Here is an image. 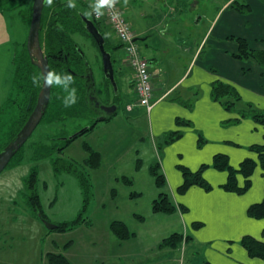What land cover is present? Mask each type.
<instances>
[{
	"label": "rangeland",
	"instance_id": "obj_1",
	"mask_svg": "<svg viewBox=\"0 0 264 264\" xmlns=\"http://www.w3.org/2000/svg\"><path fill=\"white\" fill-rule=\"evenodd\" d=\"M9 1L13 3V6H10H16L14 10L21 9L28 19L31 0L6 2ZM154 1L157 0H130L127 7L120 4L123 16L135 34L139 35L141 29L153 27L148 34L150 40L146 48L141 46L140 41L135 43L139 46L137 49L141 56L152 68L156 66V61L148 54L160 51L158 46L165 26L170 30L168 33H174L172 28L177 30L175 20L178 17L189 20L197 16L196 14H202L199 26L186 23V29L190 28L189 31L195 27L192 35H196L197 39L199 34L205 33L209 18L216 12V8L226 0H181L182 3L180 0H159L160 3ZM176 2L179 15L170 10ZM152 3H158L157 7L148 6ZM80 8L90 16V6ZM2 11H0V110L2 109L0 148L17 128L24 114L22 96L18 97V93L14 91L11 100L8 103L7 101L11 97L10 89L15 69L12 60L15 64L19 59L25 61L23 48L28 31V26L26 27L22 18L20 19L17 11L9 13H5L6 10ZM164 17L167 21L162 24ZM160 21L162 22L159 26ZM100 30L103 38L104 35L107 37L108 33L103 27ZM70 38L81 50L91 70L96 95L103 104L110 103L111 97L117 96L119 92L115 62L123 63L124 54L121 51L111 52L116 84L114 88L103 76L101 56L92 38L81 31L72 33ZM168 53L169 50L163 54L168 56ZM170 66L173 68L171 64ZM62 90L61 87L53 85L56 94ZM126 103L123 97L118 105V112L112 119L99 122L94 131L76 138L60 154H53L40 161L33 160V149L36 146L49 145L52 138L71 137L86 127L90 120L67 118L50 124L40 122L36 127L20 150L21 162L18 164L11 162V165L0 173V264H51L50 254L61 256L68 264H175L177 259L185 264L191 259L196 264L200 262L201 255L189 247L182 248V251L179 249L177 253L165 248L158 251L156 247L162 239L172 234L170 232L172 230L162 222H157L163 218L162 215L152 214L151 200L157 199L163 190L157 188L154 183L150 185L145 181L141 183L144 179L145 163L139 157L142 163L140 166L137 163L139 160L135 158V155H139L145 160L143 146L140 144L143 143L142 137H148L146 127L148 112L145 108L136 107L132 113H128ZM239 110L248 111L243 103L236 102L234 111L236 114L240 113L241 117L243 111ZM91 116L92 119L96 118L94 113ZM168 135L169 133L163 137V141ZM90 145L99 147L104 156V158L100 156V165L97 169L85 165L88 158L86 147ZM57 158L72 163L88 178L90 199L86 210H82L83 196L77 178L63 171L57 174L54 172L52 164ZM153 166L154 164L151 165ZM32 169L36 170L35 189L44 218L35 214L26 200L25 179ZM133 192L142 194L136 197L137 199L130 198ZM134 215L143 217L144 223H139ZM76 219L82 223L65 232L49 230L46 227V224L57 226L71 223ZM113 222H122L129 232L138 235L137 239L128 242L117 240L110 229ZM165 253L169 256L164 257Z\"/></svg>",
	"mask_w": 264,
	"mask_h": 264
},
{
	"label": "crops",
	"instance_id": "obj_2",
	"mask_svg": "<svg viewBox=\"0 0 264 264\" xmlns=\"http://www.w3.org/2000/svg\"><path fill=\"white\" fill-rule=\"evenodd\" d=\"M233 1L226 0L216 8V12L209 18L205 33L199 34L197 39L192 31L199 26L203 15L193 11L197 16L189 20L178 17L175 20L177 30L171 27L176 33H168L170 30L165 26L158 46L160 51L147 53L153 56L156 66L149 67L153 107L151 111H147L148 137H142L143 143L140 144L143 146L145 160L135 155L137 160L140 157L145 163L144 179L141 183H154V178L148 171L152 164L158 165L159 173L165 179L162 193L174 205L182 206L185 212L177 209L170 215L158 214L163 218L157 222H162L172 230V234L188 237V241L179 244L175 249H165L177 253L179 249L182 251V248L189 247L201 255L198 264H264L260 259L249 257L240 243L245 236L264 243V218L252 219L247 213L250 206L264 200V170L259 164L257 154L251 150L252 146L264 144V124L256 123L249 115L255 111L264 115V71L252 59L238 60L234 57L238 50L234 38L244 39L253 51H264V0H238L240 4L249 6L247 14H240L231 8ZM154 2L160 3L159 0ZM158 3L148 6L157 7ZM120 4L127 7L130 0H127V4L124 0H118L119 7ZM176 4L177 2L170 10L179 15ZM89 19L93 21L91 14ZM163 21L162 24H165L166 17ZM98 23L108 33L107 37L104 35L107 51L110 54L121 51L123 54L112 29L103 22ZM186 23L195 26L192 31H189L190 28L186 29ZM152 28L141 29V33L135 35V43L140 41L141 46L146 48ZM168 50L166 61L163 53ZM119 62H115L119 92L117 96L111 97L109 104L119 105L125 97L126 106H129L136 102L134 73L125 62ZM158 77L162 79L159 80ZM216 82L228 85L236 91L237 102L243 103L248 109L247 112L243 110L244 117H240V113L236 114L235 107L227 110L221 102L211 98V87ZM136 107L141 108L135 106L133 109ZM133 109H127V112L132 113ZM235 120L238 121L233 123ZM97 125L99 124L92 131ZM167 133L179 136L171 142H167L166 138L163 141ZM89 147L102 158L103 153L99 147ZM108 152L109 150L106 151ZM218 155L226 156L229 167L235 170L245 160L250 159L255 163L250 177L251 186L244 194L238 195L222 188L227 182L228 174L212 167L213 159ZM141 161H137L140 166ZM202 166H205L202 178L209 185V189L191 186L183 193H178L184 180L180 168L196 172ZM236 181L239 187L243 186L242 176L236 175ZM131 194L130 198L137 199L142 193ZM154 200H151V211ZM134 216L139 223H144L143 217ZM197 224L199 227L194 229L193 226ZM131 233L134 237L125 242L137 239L138 235ZM161 242L156 245L158 251L163 250L159 248ZM169 254L165 253L164 257ZM175 264L185 263L177 259ZM187 264L196 263L191 259Z\"/></svg>",
	"mask_w": 264,
	"mask_h": 264
},
{
	"label": "trees",
	"instance_id": "obj_3",
	"mask_svg": "<svg viewBox=\"0 0 264 264\" xmlns=\"http://www.w3.org/2000/svg\"><path fill=\"white\" fill-rule=\"evenodd\" d=\"M7 0H0V11L6 10L5 13H9L12 11H17L20 19L26 24V27L29 26L30 18H31V8L30 14L27 19V15L23 14V11L14 10L16 6H13L11 1L6 2ZM33 1V0H31ZM75 7H69V2H63V0H53V4L51 6L45 5L42 12V20H41V31H40V42L43 46L44 53L48 58L49 68L57 73L64 74L70 73L73 76L74 83L71 87L77 90V102L71 107H65L62 98L67 96V93L62 90L61 93L56 94L53 91V85L51 87L50 100L47 106V109L44 113L41 122L46 124L56 123L64 121L67 118H81L83 120L88 119L90 123L86 125L83 129L85 133L90 132L96 126L97 122L96 118L92 119L93 110L88 104L87 101V92L86 85L87 81L85 78V82L82 78V74H86V60L82 55L81 50L74 44L70 35L72 33H76V31H81L86 35L85 24L82 20V17L89 19L87 16V12L81 9V6H89L88 4H83L78 0L73 1ZM12 5V6H10ZM6 7V8H4ZM32 7V3H31ZM236 12L240 14L249 13V6L246 4H240L238 0H234L230 6ZM3 12V11H2ZM93 19V18H92ZM90 20V19H89ZM91 21V20H90ZM94 26L99 30V23L96 21H92ZM28 30V27H27ZM90 37V35H88ZM103 36V35H102ZM238 50L234 55L235 59L238 60H254L258 66L264 71V51H253L249 48L248 43L241 38H234ZM95 44V43H94ZM107 50L106 41L104 45ZM120 46V45H119ZM120 48V47H119ZM25 61L24 59H19L18 63H13L12 65L14 69L13 80L11 84V92L10 98L7 103L11 100L13 96V92L18 93V97L22 96L24 99V108H23V116L21 122L18 124L17 128L14 129L12 134L10 135L7 142L0 148V151L11 142L19 130L24 125L26 119L31 113L37 95L41 88L40 86L33 84L32 77L40 76L38 69L33 66L29 60V57L26 52L25 44L23 48ZM80 52V53H79ZM140 54V53H139ZM15 56V55H14ZM141 56V54H140ZM142 57V56H141ZM108 85V84H107ZM211 98L215 101L221 102L225 109L231 110L235 107L236 102L238 101V95L236 91L228 85H225L220 82H216L211 87ZM233 99L232 101L229 99ZM234 100L236 102H234ZM6 103V104H7ZM243 111V110H241ZM2 113V109L0 110V114ZM241 117L245 116V112H242ZM90 114V116H88ZM95 114V113H94ZM96 115V114H95ZM249 115L251 118L259 124H264V115L261 112L255 111L250 112ZM238 120H235L233 123H236ZM81 134V135H83ZM79 135V136H81ZM77 136L76 138H78ZM179 135L177 134H169L167 136L166 141L171 142L176 139ZM70 137L65 136L64 138H52L49 145H38L34 148V161H40L47 157L52 156L56 153H61L71 142H73L76 138L69 139ZM21 150V149H20ZM19 152L13 157L10 161L16 164L21 162V155ZM88 152V158L85 160V165L91 169H97L100 165V155L98 152L93 151L90 147H86ZM251 150L255 152L258 156L259 164L261 168L264 170V144L263 145H255L251 147ZM8 165V166H9ZM53 170L57 174L59 172H66L73 175L77 178L83 196V208L82 210H86V206L89 204L90 199V189H89V180L85 176L84 173L77 170V168L70 162H65L60 159H56L53 162ZM212 167L217 171H226L228 174L227 182L222 186V188L231 193H235L238 195L244 194L249 190L251 186L250 177L254 171L255 163L248 159L243 161L239 167L235 170L229 167L228 160L226 156L218 155L215 156L212 162ZM205 166H202L196 172H190L186 168H180L181 173L183 175V184L178 188V193H183L186 189L191 186H198L203 189H209V185L202 178V170ZM150 175L154 178L155 186L159 189L165 186V179L163 175L159 173V166L154 165L149 170ZM236 175H240L244 179V183L242 187L237 185ZM36 170L32 169L29 176L25 179V190L27 195V202L29 207L35 214H39L40 218H44L41 211L40 205L38 201V196L36 194ZM179 209L180 212H185V209L182 206L174 205L166 194L160 193L157 199L152 202V212L154 214H165L170 215ZM248 216L252 219H262L264 218V200L259 204H254L249 207ZM83 220V219H82ZM82 223L81 220H74L71 223H64L57 225L54 229L58 232H65L70 230ZM199 225H194L193 228H198ZM110 229L112 231L113 236L119 241H127L134 237V235L129 232L127 227L121 222H113L110 225ZM188 241V237L183 236L182 234H172L171 236L165 238L161 244L160 248H169L175 249L179 244ZM241 246L245 249L248 256L251 258H257L264 262V243L256 240L253 237L245 236L241 239ZM49 262L51 264H68L65 259L61 256H55L50 254Z\"/></svg>",
	"mask_w": 264,
	"mask_h": 264
},
{
	"label": "water",
	"instance_id": "obj_4",
	"mask_svg": "<svg viewBox=\"0 0 264 264\" xmlns=\"http://www.w3.org/2000/svg\"><path fill=\"white\" fill-rule=\"evenodd\" d=\"M45 5L46 4L43 3V0L32 1L31 18L25 42V48L29 60L31 64L38 69L40 76L46 74V72L50 69L48 58L45 55L43 46L40 42L42 12ZM82 20L85 24L87 34L90 35L100 53L103 76L115 88L116 84L114 80L115 76L112 57L111 54L104 48V38L89 19L82 17ZM86 65L85 78L87 81L86 92L88 104L93 112L97 114L96 121L106 122L112 119L117 114L118 106L116 104L106 105L101 102L95 92L91 70L89 69L88 64ZM41 80V88L37 95L36 102L31 113L29 114L22 128L16 134L15 138L0 151V173L9 165L10 161L19 152V150L23 147L29 137L33 134L36 127L42 121L50 100L52 86H44V81L43 79ZM84 132L85 130L82 129L76 134L72 135L69 139L76 138ZM46 227L49 230H53L56 228V226L48 224H46Z\"/></svg>",
	"mask_w": 264,
	"mask_h": 264
},
{
	"label": "built area",
	"instance_id": "obj_5",
	"mask_svg": "<svg viewBox=\"0 0 264 264\" xmlns=\"http://www.w3.org/2000/svg\"><path fill=\"white\" fill-rule=\"evenodd\" d=\"M78 1L83 4L86 3L90 6L91 16L94 21L103 22L112 29L115 37L122 46V51L127 65L133 69L136 103L130 105L128 110H131L135 106H139L145 108L148 112L151 111L153 107V89L149 64L143 57L140 56L135 44V33L124 18L118 3L111 8L107 6L103 7L101 9L103 14L100 15L93 11L97 5V0Z\"/></svg>",
	"mask_w": 264,
	"mask_h": 264
},
{
	"label": "clouds",
	"instance_id": "obj_6",
	"mask_svg": "<svg viewBox=\"0 0 264 264\" xmlns=\"http://www.w3.org/2000/svg\"><path fill=\"white\" fill-rule=\"evenodd\" d=\"M43 3L51 6L53 4V0H43ZM116 3H118V0H97V5L93 11L102 15L103 13L101 12V9L103 7L107 6L111 8L114 7ZM124 3L127 4V0H124ZM68 6L75 7V5L72 3V0H69ZM41 79L44 81V86L51 87L52 85H56L61 87L67 93V96L62 98V102L65 107H71L77 102V90L71 87V85L74 83V79L70 73L60 74L49 69L46 74H43L42 76L34 75L32 77V82L33 84L40 86Z\"/></svg>",
	"mask_w": 264,
	"mask_h": 264
},
{
	"label": "flooded vegetation",
	"instance_id": "obj_7",
	"mask_svg": "<svg viewBox=\"0 0 264 264\" xmlns=\"http://www.w3.org/2000/svg\"><path fill=\"white\" fill-rule=\"evenodd\" d=\"M81 76H82V78H83V80H84V82H85V74H82ZM114 104L117 105V103H114ZM106 105H111V104L107 103ZM117 106H118V105H117ZM118 107H119V106H118ZM96 117H97V114H96Z\"/></svg>",
	"mask_w": 264,
	"mask_h": 264
},
{
	"label": "bare ground",
	"instance_id": "obj_8",
	"mask_svg": "<svg viewBox=\"0 0 264 264\" xmlns=\"http://www.w3.org/2000/svg\"><path fill=\"white\" fill-rule=\"evenodd\" d=\"M91 22H92V21H91ZM116 39H117V38H116ZM117 41H118V40H117ZM119 44H120V43H119ZM120 46H121V45H120ZM121 48H122V46H121ZM133 73H134V72H133ZM135 103H136V102H135ZM132 105H133V104H132ZM129 106H130V105H129ZM129 106H128V107H129ZM118 108H119V107H118ZM132 109H133V108H132Z\"/></svg>",
	"mask_w": 264,
	"mask_h": 264
}]
</instances>
